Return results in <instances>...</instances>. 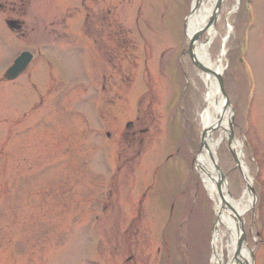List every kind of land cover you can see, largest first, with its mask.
Wrapping results in <instances>:
<instances>
[{
    "label": "rangeland",
    "instance_id": "1",
    "mask_svg": "<svg viewBox=\"0 0 264 264\" xmlns=\"http://www.w3.org/2000/svg\"><path fill=\"white\" fill-rule=\"evenodd\" d=\"M43 1L33 4L40 17L30 40L38 39L47 27V35H42L46 40L80 41L91 48L76 45L67 57L57 52L65 64H41L44 60L36 59L19 78L2 81L23 44L16 43L0 22V264H96L99 240L103 257L110 259L99 264H183L177 229L191 207L192 187L197 188L198 205L191 225L193 243L189 241L194 245L192 264H207L214 234L211 197L200 173L190 166L192 151L182 142L183 130L192 133L194 121L202 131L206 107L201 71L189 66L188 72L199 76L195 94L185 85L183 64L190 61L181 55L193 0H127L134 6L142 37L133 15H111L107 0L103 5L96 1V9L105 8V14L117 18L112 47L105 34L52 36L65 28L79 30L78 20L64 21L60 13L43 19L49 10L41 7L53 0H45L46 6ZM234 4L236 0L224 2L213 57L222 51L229 24L236 27L237 13L228 14ZM252 4L253 27L245 55L254 79L251 94L237 51L230 57L229 73L245 122L248 96L256 92L247 137L262 170L256 246L257 264H264V0ZM86 69L92 70L88 79ZM228 70L227 66L225 76ZM130 121L136 125L132 128L145 130L135 142L126 126ZM230 149L226 137L218 158L230 160L234 167ZM230 171L229 181L242 175L238 169ZM251 172L256 173L253 165ZM246 188L243 178L235 199H242ZM249 214L248 210L244 217Z\"/></svg>",
    "mask_w": 264,
    "mask_h": 264
},
{
    "label": "bare ground",
    "instance_id": "2",
    "mask_svg": "<svg viewBox=\"0 0 264 264\" xmlns=\"http://www.w3.org/2000/svg\"><path fill=\"white\" fill-rule=\"evenodd\" d=\"M219 1L197 0L188 21L190 37L204 28L208 29V39L205 42L198 41L194 45L196 58L204 68V70L200 68V73L206 83L207 91L205 93L206 107L201 113V120L203 128L209 132L203 150L197 156L198 172L205 182L209 195L214 199L216 211L219 213L217 227L213 235V264H250V249L247 246L239 247L238 245L241 236L238 219L251 207L254 196L249 189H246L242 199L234 200L229 194L226 181H220L222 176L217 168L219 147L231 134L232 122V112L226 106L222 81L216 75L217 71L223 72L224 70L226 50L223 49V56L217 60H213L209 52L210 45L218 34L213 23ZM231 32L232 27L229 26V33ZM214 131L220 133L218 138L214 136ZM231 148L238 156L248 183H251L253 178L246 165L239 140L232 139Z\"/></svg>",
    "mask_w": 264,
    "mask_h": 264
},
{
    "label": "flooded vegetation",
    "instance_id": "3",
    "mask_svg": "<svg viewBox=\"0 0 264 264\" xmlns=\"http://www.w3.org/2000/svg\"><path fill=\"white\" fill-rule=\"evenodd\" d=\"M2 8H4V10L11 16H16L17 18L21 19L23 21V28L21 29L22 34L24 36L28 35L29 31H34L35 29L30 30V28L27 27V22L25 19H23L21 16H18L19 12L21 15L24 16H28L29 15V7H30V3L32 0H2ZM88 1L91 3V6L88 5ZM97 1V2H96ZM105 0H84V5L86 8V14H85V21H87L89 24L91 23V21L96 22V18H99L102 15V10L100 7H98V9H96V5H94V3H98L100 5L104 4ZM75 9H77L75 7ZM73 16H75V10H73ZM27 27V28H25ZM49 29H45L44 31L47 33ZM55 30V29H54ZM91 31L94 33V29L90 28L89 32L87 34H91ZM100 34L102 33H107L105 35L110 36L111 34V30L110 29H106V27H103L102 29H99ZM54 37H57L58 34H62L63 36V32L60 33H52ZM73 36L75 37V30H74V34ZM63 38V37H61ZM73 45L75 46V41L72 40ZM133 138L135 139L138 135V132L136 130H133Z\"/></svg>",
    "mask_w": 264,
    "mask_h": 264
},
{
    "label": "water",
    "instance_id": "4",
    "mask_svg": "<svg viewBox=\"0 0 264 264\" xmlns=\"http://www.w3.org/2000/svg\"><path fill=\"white\" fill-rule=\"evenodd\" d=\"M201 36V33H198L194 38H193V41H192V45L195 43V41L197 39H199ZM192 51V50H191ZM194 54V53H192ZM31 57H29L28 55H25L23 54L22 56H20L18 59H17V62L14 66H12L9 71L7 72V76H9L10 78H15L17 77L22 71H23V67H24V64L26 63V61H29ZM206 136V134L204 135V137ZM244 240V237L241 236L240 238V242H239V247L241 246L242 242Z\"/></svg>",
    "mask_w": 264,
    "mask_h": 264
}]
</instances>
